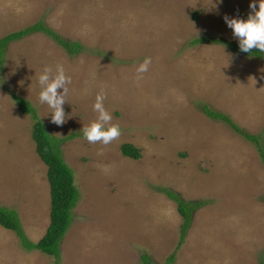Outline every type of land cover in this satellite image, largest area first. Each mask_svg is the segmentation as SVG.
I'll return each instance as SVG.
<instances>
[{
    "label": "rangeland",
    "instance_id": "rangeland-1",
    "mask_svg": "<svg viewBox=\"0 0 264 264\" xmlns=\"http://www.w3.org/2000/svg\"><path fill=\"white\" fill-rule=\"evenodd\" d=\"M255 2L0 0V38L42 21L83 47L71 55L33 33L7 45L0 68V207L18 214L29 241L44 236L51 201L33 121L14 94L35 108L49 134L77 135L61 144L79 199L59 264H143L144 255L150 264L264 261V159L254 143L201 110L229 116L264 148V61L227 46L238 41L224 20H246ZM201 37L210 39L193 42ZM146 57L151 64L137 80ZM57 64L71 78L62 126L38 102V76ZM101 93L121 132L106 146L88 143L82 131L96 120ZM123 144L136 146L140 158L124 157ZM165 189L202 202L182 240V219ZM54 262L0 226V264Z\"/></svg>",
    "mask_w": 264,
    "mask_h": 264
},
{
    "label": "trees",
    "instance_id": "trees-1",
    "mask_svg": "<svg viewBox=\"0 0 264 264\" xmlns=\"http://www.w3.org/2000/svg\"><path fill=\"white\" fill-rule=\"evenodd\" d=\"M40 32L45 33L56 40V42L62 46L68 54L75 55L83 49V47L77 42H70L61 39L59 35L54 33L48 27H45L42 21H39L32 26L16 32H11L3 38H0V68L4 65L6 48L10 42ZM209 39L210 38L201 37L195 39L193 42L196 43ZM227 46L232 50L242 52L238 46L230 42ZM247 54L250 57L264 61V53H260L258 50H253L251 53ZM12 99L16 103L19 112L29 116L33 121L31 139L35 144V153L47 169L46 176L49 184L51 201L49 226L44 236L36 243H33L27 239L22 231L18 214L14 210L6 207H0V226L8 231L14 232L20 240L21 246L25 250H36L45 256L53 258V260H55L54 264H59L60 244L71 225L72 211L79 199V192L73 184V170L66 164L62 157L61 144L77 135L71 134L68 137L59 138L49 134V132L46 131L44 123L38 118L37 111L28 101L15 94L12 96ZM201 110L210 119L225 123L234 132L243 136L247 141L254 143L264 159V148L260 143L261 140L257 136L243 132L236 126L229 116L223 113L216 112L204 105H201ZM120 150L124 157L134 161H137L141 156L140 150L132 144H123L120 147ZM164 192L170 200L177 204V212L182 219L180 226V239L182 240L192 223V212L200 207L202 202L191 203L184 201L178 193L168 189H165ZM142 260L143 264H150L147 255L142 256ZM261 264H264V261Z\"/></svg>",
    "mask_w": 264,
    "mask_h": 264
},
{
    "label": "clouds",
    "instance_id": "clouds-1",
    "mask_svg": "<svg viewBox=\"0 0 264 264\" xmlns=\"http://www.w3.org/2000/svg\"><path fill=\"white\" fill-rule=\"evenodd\" d=\"M249 8L251 13L246 20L224 17L226 25L232 30L233 37L238 41L241 54L246 56H249L247 53L253 50L264 53V0L250 3ZM150 64L151 58L147 57L139 64L136 68L137 80L148 71ZM70 83L71 78L65 74L61 64H57L55 70L52 67H45L38 76L40 87L38 102L51 109V122L58 126H62L66 121L63 105L66 103L65 97L68 95ZM59 89L62 91H58ZM104 99L103 93L96 96L93 111L98 114L97 118L82 128L83 136L90 144L99 143L106 146L121 135L119 125L111 123L112 116L104 108Z\"/></svg>",
    "mask_w": 264,
    "mask_h": 264
}]
</instances>
